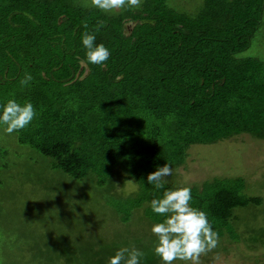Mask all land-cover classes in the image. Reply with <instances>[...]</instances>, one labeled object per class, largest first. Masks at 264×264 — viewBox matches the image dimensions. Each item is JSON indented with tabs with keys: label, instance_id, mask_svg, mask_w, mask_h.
<instances>
[{
	"label": "trees",
	"instance_id": "obj_1",
	"mask_svg": "<svg viewBox=\"0 0 264 264\" xmlns=\"http://www.w3.org/2000/svg\"><path fill=\"white\" fill-rule=\"evenodd\" d=\"M85 3L0 0V105L31 102L37 116L16 132L20 142L70 177L89 173L116 193L117 181L132 179L134 190L114 205L141 206L160 222L150 201L182 186L156 189L149 173L182 166L192 145L241 133L264 138V61L242 55L262 24L264 0H202L187 12L180 0H142L117 13ZM85 31L110 50L104 66L87 62ZM25 73L33 80L22 86ZM187 187L219 236L234 208L260 203L242 193L241 177ZM108 251L86 263L108 264Z\"/></svg>",
	"mask_w": 264,
	"mask_h": 264
},
{
	"label": "rangeland",
	"instance_id": "obj_2",
	"mask_svg": "<svg viewBox=\"0 0 264 264\" xmlns=\"http://www.w3.org/2000/svg\"><path fill=\"white\" fill-rule=\"evenodd\" d=\"M180 1L177 7L187 12L202 0ZM242 55L264 61V14ZM188 151L166 181L200 186L218 177H241L242 193L260 198L233 209L236 218L219 236V246L201 257L202 264H264V138L241 133ZM49 162L0 126V264H87L98 249L108 251L106 246L112 255L135 246L149 256L150 262L141 264H162L153 252L154 223L141 206L114 205L134 190L132 179L120 184L113 179L116 193L89 173L72 178Z\"/></svg>",
	"mask_w": 264,
	"mask_h": 264
},
{
	"label": "clouds",
	"instance_id": "obj_3",
	"mask_svg": "<svg viewBox=\"0 0 264 264\" xmlns=\"http://www.w3.org/2000/svg\"><path fill=\"white\" fill-rule=\"evenodd\" d=\"M141 4L142 0H90V3L82 6L93 7L105 13H117L122 9H138ZM82 23L88 29L87 21ZM103 26L104 21H98L95 31L98 32ZM95 40V35L88 31L82 36L87 62L102 67L111 53L102 43L96 44ZM32 80V75L25 73L20 84L27 86ZM36 116L37 110L31 102L21 104L16 99H8L0 105V126L9 135L27 128ZM171 173L172 169L166 163L149 173L147 182L156 189H162L166 177ZM191 202V188L187 186L166 190L160 198L150 201L151 210L163 218L151 227V232L156 237L153 252L162 264H202L201 257L219 246V234L213 229L207 213L193 207ZM145 255L144 251L135 246L121 247L109 257L108 264H141Z\"/></svg>",
	"mask_w": 264,
	"mask_h": 264
}]
</instances>
